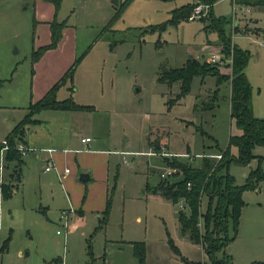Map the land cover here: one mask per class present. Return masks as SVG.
<instances>
[{"label": "rangeland", "instance_id": "374dc122", "mask_svg": "<svg viewBox=\"0 0 264 264\" xmlns=\"http://www.w3.org/2000/svg\"><path fill=\"white\" fill-rule=\"evenodd\" d=\"M41 2L43 14L38 13L37 18L30 4H20L21 0H0V78L10 79L0 88V106H7L0 107V126L5 116L20 114V107L26 106L31 85V38L35 29L43 38L46 23L42 17L50 18L53 10L51 2ZM120 2L65 0L57 14L58 18L66 16V25L71 31L69 39L75 44L74 59L79 58L71 79L56 87L54 96L62 100L70 93L75 103L94 108L90 113L98 144L111 152L107 184L113 186L112 223L108 232L92 233L96 225V221L90 224L95 219L92 212L84 214L86 222L83 220L73 232L68 227L62 229L60 214L69 207L62 187L55 180L45 178L43 163H32L30 170L24 173L21 190L14 191L10 198L0 199V245L9 232L7 249L0 254V264H59L55 259L66 255L65 264H77L79 260H86L87 243L93 255L99 256L105 249L104 257L111 256L113 260L111 247L105 248V236L141 239L145 264H209L201 246L180 232L174 214L179 210L186 215L189 212L186 207L181 208L182 200L172 204L169 200L149 196L147 189L162 179L163 171L180 173L168 161L195 168L200 161L195 155L217 154L214 145L224 149L229 135L238 133L229 116L228 84L223 81L215 85L212 76H195L190 80L187 93L174 101L179 83L159 82L157 73L162 67L181 66L187 54L199 63L214 54L221 58V63L214 65L220 74L226 75L230 71L231 53L227 56L219 52L221 45L216 32L204 27L208 23L207 11L191 21L166 24L160 32L150 27L165 22L172 9L196 1L130 0L108 25ZM249 11L248 7L244 15L232 20L230 0H217L212 5V14L225 21L223 29L229 44L248 52L243 75L250 86V111L253 117L264 118V6L252 13ZM250 13L255 21L248 18ZM204 19L206 21H201ZM26 50L29 52L23 59ZM64 52L45 56L35 70L36 79L41 74L44 79L50 77L45 67L64 56ZM21 89L23 99L19 94V98L13 100L11 91ZM213 89L215 98L210 101ZM167 100L171 103L167 104ZM12 104L16 107H11ZM149 149L153 155L145 154ZM235 150L229 145L230 154ZM113 151L128 153L123 156L127 164H123L122 157ZM173 153L188 156H173ZM252 153L261 158H251L246 165L228 164L227 172L236 185L243 184L248 172L257 167L264 174V146L254 147ZM6 170L2 179L12 185L13 175L6 177ZM241 199L243 205L235 236L215 256L220 258L223 252L230 257V264L264 262V179L242 191ZM205 206L206 198L202 197L198 211L204 212ZM136 215L141 218L139 223L134 220ZM197 227L202 231L200 217ZM56 230L61 233L56 234ZM227 234H231L230 229ZM97 260L100 263V259Z\"/></svg>", "mask_w": 264, "mask_h": 264}, {"label": "trees", "instance_id": "16d2710c", "mask_svg": "<svg viewBox=\"0 0 264 264\" xmlns=\"http://www.w3.org/2000/svg\"><path fill=\"white\" fill-rule=\"evenodd\" d=\"M129 1L130 0H122L119 3V8H114V13L110 18L108 25L119 16ZM216 1L217 0H196L197 3L208 6L206 14L208 23L204 27L216 32L217 41L221 45L220 52H223L227 56L231 53L229 73L222 75L219 73L216 65L208 62L199 63L190 56L185 59L181 66L160 68L157 73V81L168 85L175 82L179 83V92L175 99H173L174 101L187 93L190 80L195 76H212L215 79V85L223 81L227 82L229 90V116L233 119L238 133L229 135L228 144L224 149H219L214 145L217 149V154H220L218 160L202 155L198 166L195 168L178 161H168V163L174 165L180 170L179 176L181 177V181L175 183L172 179H161L154 185L148 186L147 191L150 194L169 200L172 204L182 200V208L186 207L189 212L188 215L180 210L176 213L180 232L184 234L188 240L201 246L209 264H230V257L228 255H225L222 252V256L217 258L215 253L222 250L223 247L235 236L239 212L243 205L241 199L242 191L252 188L259 180L264 179V174H262L257 167L248 172L243 184L236 185L232 176L227 172V166L230 162L239 165H246L251 158H261L260 156H254L252 150L256 146H264V118H256L251 115L249 101L250 86L243 75V70L248 60V52L237 48L234 44H229V37L225 36L223 29L225 21L221 17H215L212 14V5ZM239 2L249 6L261 4L258 0H239ZM52 3L55 14L60 0H52ZM194 4L195 3L192 2L185 3L172 9L165 22L151 25L150 27L160 32L164 30L166 24L174 25L179 21L185 20ZM201 21L206 20L204 19ZM63 24V21L57 22L55 19L50 21V41L48 44L39 46L31 52V62H34L44 50L55 46L60 38V30ZM78 58L74 59L70 67H68L62 76L53 83L43 96L28 104L27 113L4 137V141L8 146L4 156V169L7 168V165L10 162L13 163L11 173L16 182L19 178L21 155L15 150V142L20 140L23 136L25 126L35 122L31 118L33 114L43 109H91L90 106L76 104L72 100L70 93L62 100H57L54 96L56 87L63 84L66 80L71 79L72 71ZM1 83L2 80H0V85ZM214 98L215 91L213 90L209 94V100L213 101ZM166 103H171V100H167ZM147 144H150L149 140L147 141ZM229 145L235 147L236 150L234 154H230ZM1 146L2 144L0 143V148ZM14 187L15 184L9 185L3 179L0 182L1 199L8 198ZM202 197L206 198V206L204 212L200 213L198 208ZM109 209L110 195L106 198L104 204L102 219L100 220L102 221L101 223L105 220ZM199 217L202 223V231L197 227ZM100 225L101 224H99V226ZM228 229L231 230L230 235L227 234ZM95 230H97V227L93 229V231ZM8 241L9 232L0 245V254L6 251ZM168 244L175 252L176 249L170 240H168ZM131 245L132 255L136 264H145L144 243L142 241H133L131 242ZM85 252L89 261L84 264H91L92 253L89 243L86 244ZM251 264H264V262H252Z\"/></svg>", "mask_w": 264, "mask_h": 264}, {"label": "crops", "instance_id": "0c3cea01", "mask_svg": "<svg viewBox=\"0 0 264 264\" xmlns=\"http://www.w3.org/2000/svg\"><path fill=\"white\" fill-rule=\"evenodd\" d=\"M52 3V0H47ZM108 1V0H107ZM122 1V0H120ZM196 0H193V2ZM40 2V4H39ZM65 0H60V5L57 8L54 14V6L52 3L53 10L51 11V17L45 18L44 16L42 19L46 23L44 28L43 38H40V34L36 33L35 30L33 31V37L31 38V45H30V54L33 50H35V46L37 48L39 46H43L49 43L50 41V30H49V23L52 19H55L57 22L63 21V26L60 30V38L58 42L55 44L54 48H48L44 50L41 55L32 62V66L30 69V78H31V85L29 87V92L26 95V106L20 107V114H12L11 117L5 116L4 122L2 126H0V141L4 140V137L7 133L12 129V127L22 119V117L27 113V106L29 103L36 101L44 93L56 82L62 74L70 67L72 62L74 61L75 56V44L74 42L69 39L71 35V31L69 30V25H66V16L63 18H58V11L61 9L62 5L64 4ZM27 4L31 5L34 15L39 18L38 13L40 16L43 14L42 2L41 0H21L20 4ZM264 5L258 4L249 6L250 11L259 10ZM251 13L248 16L252 21L253 18L251 17ZM34 22H37L35 18H33ZM68 35L66 36V34ZM74 38V36H71ZM69 44V45H68ZM65 50L64 56H60L54 61L49 62V66L45 67V69L49 70L51 74L50 77L44 79L43 75L41 74L38 79H36L37 74L35 70L39 67V63L44 59L45 56H50L51 54L55 53L56 51L61 52ZM28 50H26L23 54V59L28 54ZM28 51V52H29ZM188 55V54H187ZM187 57V56H186ZM76 58V57H75ZM18 62V61H17ZM38 66V67H37ZM74 70V68H73ZM73 72V71H72ZM54 76V78H53ZM57 78L55 79V77ZM2 77V76H0ZM3 79V78H0ZM55 79V80H54ZM10 79L6 80L3 79L0 85L5 82H8ZM37 80V81H36ZM216 87V86H215ZM18 87L14 88L17 89ZM217 88V87H216ZM215 88V89H216ZM213 89V90H215ZM23 99L24 93L23 89L19 90H12L11 95L12 99L16 100L17 98ZM78 105H86L90 106L91 109L89 110H52V109H43L39 112L32 115V119L35 121L31 124H27L25 126L24 134L20 140H17L15 143L20 144L23 147L29 149L28 152L21 156V165L19 167V178L18 181H12V185L15 184V187L12 189L11 195L8 197L10 198L14 191L21 190L22 188V181L24 180V173L30 170L32 163H43L45 167V163L48 159L51 160V167L48 170H44L45 178L51 180H55V183L58 182L59 185L62 187V191L64 193V199L69 204L68 214L66 218V228L68 227L70 232H73L76 227L80 226L83 220L86 222V218L84 216L87 212L94 213V220L91 223L90 219L89 222L91 225H94L96 221V225L93 227H97V230L93 231L92 233L102 232L106 234L112 223L110 218L111 212V204H112V195H113V186L108 185L107 183V172H108V162H109V155L111 154L110 150L103 148L101 145L98 144V135H96L93 128L92 122V114L90 113L93 111L89 104H82L81 102L76 103ZM15 104H12L11 107ZM0 107H7V106H0ZM22 108V109H21ZM19 110V109H18ZM88 137L89 141L84 143L81 142L80 139ZM15 144V145H16ZM148 146V144H147ZM45 149H51L50 153H47ZM114 154H118L122 157V163L127 164L124 160L123 156L128 154L123 151L114 152ZM112 153V154H113ZM178 154V153H173ZM180 154V153H179ZM12 162L7 165V170L5 176L9 178V174L11 173ZM9 170V171H8ZM148 172L145 170V174ZM79 173H86L87 179L86 180H79L78 174ZM40 179V176H39ZM9 180V179H8ZM6 182H8L6 180ZM144 188L147 185L146 180L144 181ZM151 197H157L161 199V197L157 195H153L148 193ZM110 195V209L109 212L103 221L102 219V211L104 209V204L106 198ZM7 199V198H6ZM66 209V208H62ZM176 217V213L174 214ZM69 220H72L70 225L68 226ZM136 222H140L141 218L139 215L134 217ZM84 222V223H85ZM99 224H101L99 226ZM123 225V221H121L120 227ZM99 226V228H98ZM65 228V229H66ZM139 238H111L105 236V248L111 247L110 250L114 253V258L112 260L111 256L104 257L105 249L102 251V254L99 256L93 255L92 249V259L91 264H136L135 259L132 255V245L131 242L133 241H141L138 240ZM63 252L65 251V232L63 234ZM91 248V245H90ZM114 249V251H113ZM107 253V252H106ZM145 253V248H144ZM86 255V252H85ZM145 255V254H144ZM64 257V261H63ZM62 258L55 259L59 261V264H65L68 260V255L63 256ZM145 258V256H144ZM97 259H100V263ZM97 260V261H96ZM81 262H77V264L81 263L84 264L88 262L89 259L86 255V260H79Z\"/></svg>", "mask_w": 264, "mask_h": 264}, {"label": "built area", "instance_id": "2783aa9c", "mask_svg": "<svg viewBox=\"0 0 264 264\" xmlns=\"http://www.w3.org/2000/svg\"><path fill=\"white\" fill-rule=\"evenodd\" d=\"M258 1H260L261 4L264 5V0H258ZM230 2H231V13H232V18L231 19L232 20H234V18L236 20L239 16L244 15V13L247 11V8L249 7V5L240 3L239 0H230ZM207 9H208L207 5H204V4H201V3H195L186 19L188 21L197 19V18H199L201 16V14L203 12L206 13ZM204 60H205V62H208L210 64L221 63L220 56H216L214 54H211L210 57H208V58H206ZM80 141L86 143V142L89 141V138L88 137H84V138H81ZM1 144H2V146L0 148V182L3 180L2 179L3 171L5 170L4 169V156H5V152L8 149V146L6 145V142L4 140L1 141ZM15 150L22 156V155L26 154L29 149L23 147L20 144H16L15 145ZM45 151L47 153H50L51 149H45ZM145 154L146 155H153V153H152V151H150V149L147 152H145ZM164 155L171 156L172 154L164 153ZM173 156L187 157L188 155L186 153L185 154L181 153V154H173ZM195 156H197L198 158L201 157V155H195ZM205 156H208V157H211V158H214V159H219L220 154H212V155H205ZM45 164L46 165L44 167V170H48L51 167V160L48 159ZM177 176H179V174H175L171 170L163 171L160 174V178H162V179H173V178H175ZM0 199H1V195H0ZM181 208H182V206H181ZM68 212H69L68 210L61 211L59 220L60 221L62 220V223L60 225L62 227V229L66 228V218H67ZM55 233L59 234L61 232L59 230H56Z\"/></svg>", "mask_w": 264, "mask_h": 264}, {"label": "water", "instance_id": "95a60500", "mask_svg": "<svg viewBox=\"0 0 264 264\" xmlns=\"http://www.w3.org/2000/svg\"><path fill=\"white\" fill-rule=\"evenodd\" d=\"M191 55L188 54L187 57H190ZM158 143L156 142L155 143V148L158 149ZM78 179L83 181V180H86L87 179V174L86 173H79L78 174ZM173 182L177 183V182H180L181 181V177L180 176H177L175 178L172 179Z\"/></svg>", "mask_w": 264, "mask_h": 264}]
</instances>
